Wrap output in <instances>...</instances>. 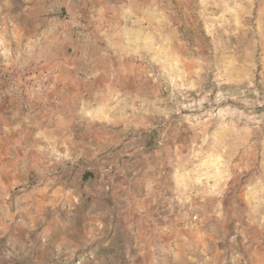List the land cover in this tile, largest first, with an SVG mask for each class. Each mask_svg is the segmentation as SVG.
<instances>
[{
  "label": "rangeland",
  "instance_id": "1",
  "mask_svg": "<svg viewBox=\"0 0 264 264\" xmlns=\"http://www.w3.org/2000/svg\"><path fill=\"white\" fill-rule=\"evenodd\" d=\"M0 264H264V0H0Z\"/></svg>",
  "mask_w": 264,
  "mask_h": 264
}]
</instances>
